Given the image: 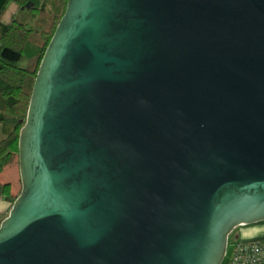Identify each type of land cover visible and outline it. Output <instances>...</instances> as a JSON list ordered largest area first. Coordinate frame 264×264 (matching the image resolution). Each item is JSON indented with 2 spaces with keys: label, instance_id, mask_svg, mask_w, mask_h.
I'll return each mask as SVG.
<instances>
[{
  "label": "water",
  "instance_id": "obj_1",
  "mask_svg": "<svg viewBox=\"0 0 264 264\" xmlns=\"http://www.w3.org/2000/svg\"><path fill=\"white\" fill-rule=\"evenodd\" d=\"M20 166L0 264H221L264 219V0H69Z\"/></svg>",
  "mask_w": 264,
  "mask_h": 264
},
{
  "label": "trees",
  "instance_id": "obj_2",
  "mask_svg": "<svg viewBox=\"0 0 264 264\" xmlns=\"http://www.w3.org/2000/svg\"><path fill=\"white\" fill-rule=\"evenodd\" d=\"M24 11L13 20L0 18V198L13 202L23 184L2 180L8 165L20 161V137L34 84L49 43L64 16L69 0H14ZM31 11L30 19L26 16ZM25 14V15H24ZM27 58L26 64L21 60Z\"/></svg>",
  "mask_w": 264,
  "mask_h": 264
},
{
  "label": "crops",
  "instance_id": "obj_3",
  "mask_svg": "<svg viewBox=\"0 0 264 264\" xmlns=\"http://www.w3.org/2000/svg\"><path fill=\"white\" fill-rule=\"evenodd\" d=\"M24 9L14 0H0V18L9 22ZM12 202L6 198H0V221L8 215ZM242 230L238 232L242 239L264 237V219L256 222L243 223ZM240 226V225H239Z\"/></svg>",
  "mask_w": 264,
  "mask_h": 264
},
{
  "label": "built area",
  "instance_id": "obj_4",
  "mask_svg": "<svg viewBox=\"0 0 264 264\" xmlns=\"http://www.w3.org/2000/svg\"><path fill=\"white\" fill-rule=\"evenodd\" d=\"M232 243L233 252L230 257V264H264V237L254 239L237 238L232 240Z\"/></svg>",
  "mask_w": 264,
  "mask_h": 264
},
{
  "label": "rangeland",
  "instance_id": "obj_5",
  "mask_svg": "<svg viewBox=\"0 0 264 264\" xmlns=\"http://www.w3.org/2000/svg\"><path fill=\"white\" fill-rule=\"evenodd\" d=\"M31 15H32L31 11H29L28 14H26L28 19H30ZM27 62H28L27 58L21 60V64H26ZM3 135H5V131L2 128H0V136H3ZM1 179L2 180H11V181H13L15 189L17 187H20L21 184H23L20 161H17V163H14L12 165H8L5 168V170L1 173ZM10 209H9V211H10ZM242 227H243V225L237 226L231 232V234H230V242H229V252L226 254V256H225V258H224V260L222 261L221 264H230V257H231V254L233 252L232 240H236L237 238H240L239 235H238V232L242 230ZM249 239H254V238H249Z\"/></svg>",
  "mask_w": 264,
  "mask_h": 264
}]
</instances>
